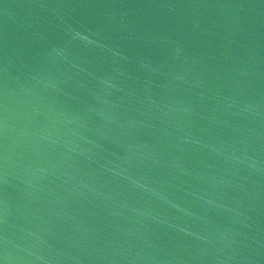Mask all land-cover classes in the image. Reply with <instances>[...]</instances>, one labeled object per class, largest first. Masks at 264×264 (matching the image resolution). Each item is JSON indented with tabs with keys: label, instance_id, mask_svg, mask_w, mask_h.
I'll return each instance as SVG.
<instances>
[{
	"label": "water",
	"instance_id": "obj_1",
	"mask_svg": "<svg viewBox=\"0 0 264 264\" xmlns=\"http://www.w3.org/2000/svg\"><path fill=\"white\" fill-rule=\"evenodd\" d=\"M0 264H264V0H0Z\"/></svg>",
	"mask_w": 264,
	"mask_h": 264
}]
</instances>
